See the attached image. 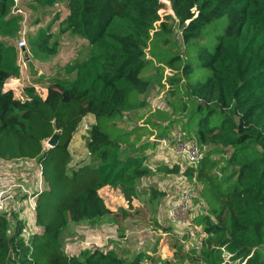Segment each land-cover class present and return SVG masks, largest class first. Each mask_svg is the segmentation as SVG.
<instances>
[{
	"label": "trees",
	"instance_id": "trees-1",
	"mask_svg": "<svg viewBox=\"0 0 264 264\" xmlns=\"http://www.w3.org/2000/svg\"><path fill=\"white\" fill-rule=\"evenodd\" d=\"M11 1L0 0V35L17 31ZM64 1L70 28L93 48L73 79L15 97L5 82L18 74L16 50L0 41V160L35 158L46 184L34 193L33 231L22 235L19 220L10 231L0 214V264H143L141 254L125 262L112 249L65 253L63 233L110 213L101 187L132 194L147 169L126 149L153 148L174 128L206 147L194 170L204 207L193 216L203 231L195 264H264V0H164L166 13L158 0ZM154 72L164 107L138 113L137 83ZM87 114L91 163L68 169V144ZM183 173L190 181L193 168Z\"/></svg>",
	"mask_w": 264,
	"mask_h": 264
},
{
	"label": "rangeland",
	"instance_id": "rangeland-1",
	"mask_svg": "<svg viewBox=\"0 0 264 264\" xmlns=\"http://www.w3.org/2000/svg\"><path fill=\"white\" fill-rule=\"evenodd\" d=\"M155 8L159 13L171 12L168 1L158 0ZM68 13L64 0L52 3L45 0L10 2L7 16L17 24V31L0 35V41L3 45H12L16 50L18 74L5 82V88H12L15 97L22 98L23 88L28 86H33L40 95H45L46 86L50 82L69 81L75 77L79 65H90L93 48L85 37L72 31L67 21ZM41 35L46 36V44L38 46ZM20 37L25 39V45L19 48L17 41ZM179 37L180 31L176 28L174 38L177 40ZM162 81L161 76L154 72L150 80L137 83L145 106L135 111L143 113L146 109L153 111L164 107L163 92L160 90ZM92 122L93 117L85 115L73 132L67 147L70 153L68 169L86 162L91 163V156L86 149L87 129L84 126ZM43 145L44 148L49 147L47 139L43 141ZM136 146L135 143L126 151L143 156L142 166L146 167L147 173L135 182L133 193L127 195L119 185L101 187L99 193L110 213L101 219H95L102 220L97 226L86 221L70 223L65 230L62 246L64 245L67 253L83 257L85 249L90 247L86 241L105 237L107 242L102 249L118 251L125 262L141 254L143 264H195L203 238L201 226L194 239H186L168 220L170 205L190 183L183 173L185 160L182 155L173 151L170 144L158 142L155 147L144 151ZM173 164L180 168L178 172L167 170ZM161 166H165V169H160ZM0 182V189L9 185H25L27 192L20 186L11 187L15 196L21 200L29 193L33 194L38 189V184L42 189L46 188L40 165L37 161L25 158L0 160ZM27 203L29 204L28 200ZM8 206L6 213L13 214V207L10 204ZM191 208L193 216L201 215L204 211L196 195L192 198ZM17 212L22 215L19 220L22 235L27 228L30 232L33 231L34 210L19 209ZM13 217L17 218V215ZM16 222L15 219L14 223Z\"/></svg>",
	"mask_w": 264,
	"mask_h": 264
},
{
	"label": "built area",
	"instance_id": "built-area-1",
	"mask_svg": "<svg viewBox=\"0 0 264 264\" xmlns=\"http://www.w3.org/2000/svg\"><path fill=\"white\" fill-rule=\"evenodd\" d=\"M25 45V39L20 37L17 41V47H23ZM12 90V88H9ZM88 128V124L84 126ZM160 144H170L173 151L177 154L183 156L186 166L193 168V175L191 177L190 183L187 184L186 188L182 189L177 195L175 201L170 205L168 210V220L169 223L178 228L179 234L186 239H194L197 232L200 230V225L195 223L193 215L191 214V202L194 195H196V190L199 188L198 181L195 176V169L199 161L203 158L206 147L203 144H199L194 138H182V133L178 128H174L171 132L170 137L160 138L158 141ZM12 186H20L25 192H27V187L25 185H9L7 188L0 189V214L7 210L8 204H12L13 210L22 209L21 199L15 196L14 191L11 189ZM38 189H42L39 184ZM26 205L25 208L31 211L35 208L36 196L33 194H28L25 198ZM29 201V204L27 203ZM14 210V211H15ZM103 237L102 239L96 238L85 243L90 244V247L103 248L106 245L107 239ZM66 250V248H64ZM64 250V251H65ZM67 253V251H65Z\"/></svg>",
	"mask_w": 264,
	"mask_h": 264
},
{
	"label": "crops",
	"instance_id": "crops-1",
	"mask_svg": "<svg viewBox=\"0 0 264 264\" xmlns=\"http://www.w3.org/2000/svg\"><path fill=\"white\" fill-rule=\"evenodd\" d=\"M28 160H30V161H33V162H35L36 161V159L35 158H32V159H28ZM30 172V171H29ZM1 183V182H0ZM39 185V184H38ZM36 191H39V189H36V190H34V193L36 192ZM37 195V194H36ZM24 201H26L25 199H23L22 201H21V204H22V209H25V210H28V208H25V206L27 207V205L24 203ZM23 203H24V205H23ZM11 206H12V204H11ZM9 207V206H8ZM12 208V207H11ZM12 210V209H11ZM26 214H27V212L26 211H24ZM14 215H17V218H15V217H13ZM7 216L10 218V222H11V225H10V231L14 228V226H15V223H14V220L16 219V220H20V217H22V215L19 213L18 214V212L16 213V210L14 211L13 210V214H10V213H8L7 214ZM24 217V216H23ZM25 219V218H24ZM98 219H101V218H98ZM94 222L92 223V222H90V224L92 225V226H97V223L98 222H101L102 220H93ZM27 224L29 225V222H27ZM69 227V226H68ZM67 227V228H68ZM34 229H36V227H34ZM63 235H66V231H64V233H63ZM116 252H118V251H116Z\"/></svg>",
	"mask_w": 264,
	"mask_h": 264
},
{
	"label": "water",
	"instance_id": "water-1",
	"mask_svg": "<svg viewBox=\"0 0 264 264\" xmlns=\"http://www.w3.org/2000/svg\"><path fill=\"white\" fill-rule=\"evenodd\" d=\"M56 140H57V134L56 133H53L51 135V137L48 138V140H47V144L49 145V147H53L54 144L56 143Z\"/></svg>",
	"mask_w": 264,
	"mask_h": 264
}]
</instances>
